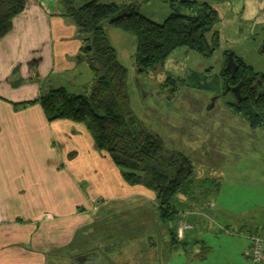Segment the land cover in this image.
<instances>
[{"label":"crops","instance_id":"obj_1","mask_svg":"<svg viewBox=\"0 0 264 264\" xmlns=\"http://www.w3.org/2000/svg\"><path fill=\"white\" fill-rule=\"evenodd\" d=\"M99 1L135 2L157 22L171 10L157 0ZM222 3L253 23L262 20L255 12L264 11V0ZM104 29L118 61L134 62L133 36ZM81 44L58 0H25L0 38V264H250L197 257L188 243H205L202 236L185 230L179 237L164 227L154 192L127 183L82 123L45 116L39 98L48 88L80 84L67 73L82 63ZM185 219L193 228L200 221L194 212Z\"/></svg>","mask_w":264,"mask_h":264},{"label":"rangeland","instance_id":"obj_2","mask_svg":"<svg viewBox=\"0 0 264 264\" xmlns=\"http://www.w3.org/2000/svg\"><path fill=\"white\" fill-rule=\"evenodd\" d=\"M190 1H206L218 10L214 29L221 32L219 45L210 56L175 49L156 71L140 72L134 62L121 59L127 70L130 107L168 149L192 162L184 196L179 193L173 204L178 214L183 211L186 217L194 212L200 218L186 230L190 236H202L210 248L203 259L254 264L242 250L249 236H264V122L254 124L229 109L236 95L227 89L221 72L226 67L224 52L229 50L254 72L264 74V11L255 12L262 20L253 23L236 11L238 6L228 7L224 0ZM179 8L172 11L188 12L186 6ZM79 55L80 67L67 75L79 78L80 84L67 91L86 94L94 74L85 70L88 57L82 48ZM162 223L171 227L174 220Z\"/></svg>","mask_w":264,"mask_h":264},{"label":"trees","instance_id":"obj_3","mask_svg":"<svg viewBox=\"0 0 264 264\" xmlns=\"http://www.w3.org/2000/svg\"><path fill=\"white\" fill-rule=\"evenodd\" d=\"M157 1L171 9L161 22L143 14L135 2L58 0L63 15L70 18L82 34L83 51L87 54L94 81L86 94L72 93L63 87L49 88L39 98V103L49 120L66 118L82 123L95 147L110 156L127 183L139 184L154 192L159 218L162 222L174 220L171 227L167 226L173 234L182 237L185 229L180 224L187 221L183 211L178 214L180 211L173 200L186 190L191 180L192 162L183 153L168 149L161 138L134 115L127 90L126 67L118 61L104 26L133 36L134 64L138 71L149 72L161 67L166 57L178 48L203 56L212 55L219 45V30L214 29L219 13L206 1ZM181 5L186 6L188 12H176ZM24 8L25 0H0V38L12 30L13 19ZM228 52H224L226 57ZM233 57L237 66L234 74L231 76L226 69L221 72L226 85L237 87L238 95L228 107L261 125L264 122V74L254 72L234 53ZM257 237L264 239L258 234L249 236V245L244 250L250 260L246 252ZM176 243L172 242L173 247ZM188 244L198 247L196 255L200 259L210 250L201 239Z\"/></svg>","mask_w":264,"mask_h":264},{"label":"built area","instance_id":"obj_4","mask_svg":"<svg viewBox=\"0 0 264 264\" xmlns=\"http://www.w3.org/2000/svg\"><path fill=\"white\" fill-rule=\"evenodd\" d=\"M182 227L186 230L191 225L186 223H181ZM246 253L249 254L252 262L257 264H264V239L261 237H257L253 240L252 245Z\"/></svg>","mask_w":264,"mask_h":264},{"label":"water","instance_id":"obj_5","mask_svg":"<svg viewBox=\"0 0 264 264\" xmlns=\"http://www.w3.org/2000/svg\"><path fill=\"white\" fill-rule=\"evenodd\" d=\"M236 67L237 66H236V64L234 62L233 52H228L227 53V60H226V67H225V69L233 75V73L237 69ZM230 89H231V91H233V93L237 97V92H236L237 89H236V87H232Z\"/></svg>","mask_w":264,"mask_h":264},{"label":"flooded vegetation","instance_id":"obj_6","mask_svg":"<svg viewBox=\"0 0 264 264\" xmlns=\"http://www.w3.org/2000/svg\"><path fill=\"white\" fill-rule=\"evenodd\" d=\"M227 72H228V71H227ZM229 73H230V72H229ZM230 74H231V73H230ZM233 74H234V73H233ZM231 76H232V74H231ZM225 85H226V84H225ZM232 87H236V86H228V85H227V89L230 90V91H231L230 88H232ZM236 89H237V87H236ZM232 92H233V91H232ZM236 92H237V90H236ZM237 95H238V94H237Z\"/></svg>","mask_w":264,"mask_h":264}]
</instances>
